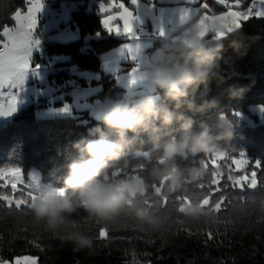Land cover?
Here are the masks:
<instances>
[{"label":"trees","instance_id":"1","mask_svg":"<svg viewBox=\"0 0 264 264\" xmlns=\"http://www.w3.org/2000/svg\"><path fill=\"white\" fill-rule=\"evenodd\" d=\"M26 5L27 0H0V30L14 24L13 13L25 9ZM73 16L84 33L105 31L102 16L96 10H74ZM118 41L111 35L88 42L83 39L69 43L46 41L49 54L69 57L67 62L56 65V72L50 77L56 75L64 77L60 81L66 79L71 65L101 69V54ZM230 88L244 90L240 96L233 97ZM110 89L114 92L106 89L103 93L118 96L125 91L120 86ZM200 98L215 99L217 106L198 114V120L213 119L219 113L230 117L234 112L248 111L252 104L264 105V17L253 16L243 21L241 27L224 41L219 75L210 79L206 89L201 86L197 102ZM36 108L34 104L28 105L9 120L0 122V167L19 165L25 171L37 167L44 182L59 184L67 164L76 155L73 144L89 137L100 118L85 113L79 117L38 118ZM145 151L146 147H141L130 153L117 169L120 176L146 175L154 161L142 154ZM224 151L234 157L245 153L250 163L243 172L253 169L255 160L264 161V122L235 128V135ZM257 170L258 186L255 189L233 186L227 179L230 172L218 177L221 191L212 196L211 204L221 195L225 201L218 213L220 226L211 231L212 239L207 237L209 230L185 222L175 214L174 208L171 235L153 233L125 217L117 227L107 228L105 237H99L98 230L103 226L81 210L73 220L81 230L94 237L95 250L75 251L62 237L34 222L27 207L16 209L12 205L9 208L6 202H0V258L13 261L19 256L32 255L37 258V264H133L135 254L137 264H264V216L256 212L255 203H252L264 195V167ZM114 178L109 175V180ZM211 180L212 177L203 183V190L199 184H190L182 192L169 194L170 201L174 195L186 190L189 194L208 195L213 187H210ZM4 190L12 193L10 188ZM181 220L183 223H179Z\"/></svg>","mask_w":264,"mask_h":264},{"label":"clouds","instance_id":"2","mask_svg":"<svg viewBox=\"0 0 264 264\" xmlns=\"http://www.w3.org/2000/svg\"><path fill=\"white\" fill-rule=\"evenodd\" d=\"M197 22L195 17L172 35L157 37L151 46L142 48L135 83L130 84L145 87L107 98L90 138L73 144L76 155L67 164L61 183L38 181L30 207L34 222L62 237L75 251L95 250L94 237L72 223L81 210L107 228L117 227L127 217L153 233L171 235L170 222L157 211L163 206V194L204 183L213 172L221 174L220 168H210L207 161L218 159L229 146L235 126L223 113L213 119H196L217 106L215 99L197 102V93L218 77L223 43L236 30L219 39L214 38V30L201 37ZM214 28L224 31L219 25ZM243 90L229 91L238 97ZM141 147H146L147 158L154 161L146 175L105 179ZM205 197L201 194L180 202L175 214L215 231L220 217L213 205L202 204ZM255 210L264 216V195L255 199Z\"/></svg>","mask_w":264,"mask_h":264},{"label":"rangeland","instance_id":"3","mask_svg":"<svg viewBox=\"0 0 264 264\" xmlns=\"http://www.w3.org/2000/svg\"><path fill=\"white\" fill-rule=\"evenodd\" d=\"M246 1L248 0H242L240 8L237 10H245V6L247 5ZM257 1L259 3V0ZM122 2L134 10V6L130 5V0H122ZM234 2L235 0H229V3ZM101 3H104L105 6H107L109 0H43L44 6L41 12L38 13V24L33 32V38L39 39L40 44L37 48L32 50L30 57L31 66L32 68H35L36 71L33 72L30 70L27 73L25 82L20 88L15 90L7 88L0 89V104H4L2 103L3 100H5L6 103L7 98L10 97L13 92L16 93L18 101L16 111L7 116H0V122H3L8 116L16 115L24 107L31 104L36 105V116L38 118L79 117L84 113L95 118H100L106 107L107 98L116 97L111 93H103L104 90L108 89L109 91L114 92L110 88L120 86L124 88V92H126L131 91L133 87H145L139 83L131 85L129 82L127 75L131 72L132 67L135 66V62L131 60L130 56L125 57L121 54L123 45L125 43H131L126 36L109 33L104 28L103 30L106 32L101 31L94 34L84 33L79 22L73 20V11L82 8H85L88 12L96 10L98 14L102 16V20L103 14L100 12ZM147 3L155 4L157 9L160 7L172 9L186 6L195 8L199 6L201 7L199 15H220L224 11H227L223 5L215 3L214 0H197L196 5H189L187 0H141L142 5H146ZM203 3L209 4L208 10L202 9ZM28 7L29 5L27 2L25 9H18L17 11L26 14ZM17 11L13 13V16ZM113 11H115V9ZM140 14L141 18L146 21L147 30L151 32L153 30V25L143 7L140 10ZM8 26L14 27L15 21L14 24ZM107 35H111L119 39V41L115 46L101 54V69H84L78 67V65H71L69 68L70 75L66 77V79L60 81V79L64 77H58L56 75L50 77L51 74L56 72V65L61 62H67L69 57L65 54H49L46 41L69 43L83 39L88 42L92 39H99ZM154 40L155 39L150 38L147 35H143L141 38L142 48L151 46ZM37 66L39 67L37 68ZM123 93H120L119 95ZM64 109L67 110L65 111ZM262 109H264V105L252 104L249 106L248 111L234 112L230 117L226 116L233 121L235 128L244 124L254 126L260 122H264V111H262ZM223 152L226 153V151ZM144 153L145 152L142 154L144 155ZM231 156L232 155L227 154L225 160L218 159L215 164H213L212 160H208L207 163L212 169H221L220 177L225 176L227 172H230L229 175L233 176L244 175L245 173L250 176L253 169L243 172L247 167L241 171L240 166L232 163L233 159L246 158L250 161L248 155L244 158L240 157V155L233 158H231ZM0 168H20L22 170L21 179L23 180V183L18 184V192L14 194V196L15 198H21L22 196L23 199L29 203L31 202V196L29 193L35 194L32 173H36L38 180L44 182L42 179V172L37 167H32L27 171L19 165L12 164L1 166ZM255 170L256 172L258 171L257 169ZM218 177H216L217 180L219 179ZM218 185H213V187L215 186L214 188H217ZM210 187H212V184H210ZM213 187L212 189H214ZM8 188H10V185ZM10 195L13 194L11 193ZM21 206L27 207L26 204H22ZM20 257L35 258L37 264V258L35 256L24 255L17 258ZM8 262L10 264L11 261Z\"/></svg>","mask_w":264,"mask_h":264},{"label":"snow or ice","instance_id":"4","mask_svg":"<svg viewBox=\"0 0 264 264\" xmlns=\"http://www.w3.org/2000/svg\"><path fill=\"white\" fill-rule=\"evenodd\" d=\"M28 9L27 13L23 14L17 11L12 17L15 21V26H3L0 30V89H18L20 88L26 79L27 73L31 70L36 71L32 68L30 57L32 50L37 48L40 44L39 39L33 38V32L37 27L38 13L41 12L44 4L43 0H27ZM215 3L223 5L227 11H224L220 15H199L201 7H179L166 9L164 7L156 8L155 4L147 3L146 5L141 4V0H130V5L133 8L126 6L122 0H109L107 6L104 3L100 4V12L103 14L102 26L109 33H115L117 35L126 36L131 43H125L121 50V54L130 56L131 60L135 62V66L132 67L131 72L127 75L130 83H135L134 74L137 70V61L139 53L142 49L141 38L143 35H147L150 38L156 39L157 37H166L175 33L178 29L183 26L188 25L191 21L198 17V22L196 27L199 31V35L204 37L208 34L210 30L215 31L216 39L222 38L227 33H231L241 27L242 21H247L249 18L264 17V0H259L260 7L257 8L256 4L253 3L246 10H237L241 6L242 0H235L234 3H229V0H214ZM189 5H196L197 0H187ZM144 8L145 13L150 17V21L153 25V30L149 32L146 27V21L141 18L140 10ZM115 9V11H113ZM202 9L208 10L209 4L203 3ZM219 25L224 31L215 29L214 26ZM39 66H37L38 68ZM17 95L15 92L7 98L6 103L0 104V116H7L16 111L17 106ZM65 111L67 109H64ZM264 111V109H262ZM147 156V153H144ZM240 157L244 158L246 155L241 152ZM227 154L222 152L219 155V160H225ZM213 159L212 162L215 164L216 160ZM232 163L240 166L241 171L246 168L250 161L245 159H233ZM143 167V166H141ZM264 167V161L255 160L254 168L248 176L247 173L244 175H228L227 179L232 181L233 186L239 187L241 189L248 187L255 189L258 186L257 172L255 169ZM22 170L20 168L14 169H2L0 168V202H7L9 208L15 205L16 209H20L22 204H26L27 209H30L31 202L36 199V187L38 184V177L36 173H32V180L34 181L35 194L29 193L31 196V202L29 203L23 197L15 198L14 194L18 192V184H22L21 179ZM120 175V171L117 170L112 174V177ZM138 175V174H137ZM215 172L212 173V185H218V180ZM109 180V177H105ZM10 185L11 192L10 195L4 189L8 188ZM155 190L162 194V190L154 185ZM198 187L203 190L205 184L201 183ZM63 194V189L60 190ZM220 191V188L210 189L209 194L206 195L205 199L202 201L204 205H213L215 210L219 213L221 211L222 204L225 201V197L221 195L219 199L211 204L212 196L215 192ZM190 198H198L194 192L189 194L186 190L181 194H176L172 197L170 201L169 195L163 194V206L157 211L165 214V218L172 222L171 212L180 202H188ZM252 203H255L253 200ZM171 205L172 207H168ZM87 219V218H85ZM72 223L77 226V221L73 220ZM183 223V221H179ZM107 227H100L98 230L99 237H105ZM208 239L213 238L211 231L207 233ZM0 264H9L8 261L0 258ZM14 264H36L35 258L25 257V258H15ZM133 264H137L135 260V254H133Z\"/></svg>","mask_w":264,"mask_h":264},{"label":"built area","instance_id":"5","mask_svg":"<svg viewBox=\"0 0 264 264\" xmlns=\"http://www.w3.org/2000/svg\"><path fill=\"white\" fill-rule=\"evenodd\" d=\"M253 3H255L256 4V7L259 8V3H258L257 0H249L248 3H247V8L250 7ZM2 103H5V100H3ZM233 157L234 156L232 155L231 158H233Z\"/></svg>","mask_w":264,"mask_h":264},{"label":"crops","instance_id":"6","mask_svg":"<svg viewBox=\"0 0 264 264\" xmlns=\"http://www.w3.org/2000/svg\"><path fill=\"white\" fill-rule=\"evenodd\" d=\"M247 2H248V1H246V3H247ZM245 8L247 9V5L245 6ZM246 9H245V10H246ZM242 22H243V21H242ZM11 117H12V116H8L4 121L9 120ZM20 258H22V257H20ZM14 262H15V260L11 261L10 264H14Z\"/></svg>","mask_w":264,"mask_h":264}]
</instances>
